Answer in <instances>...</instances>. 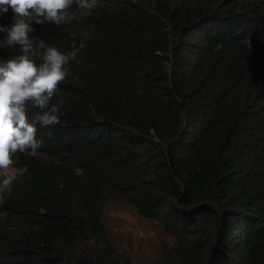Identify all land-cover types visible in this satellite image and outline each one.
Segmentation results:
<instances>
[{"label": "trees", "instance_id": "trees-1", "mask_svg": "<svg viewBox=\"0 0 264 264\" xmlns=\"http://www.w3.org/2000/svg\"><path fill=\"white\" fill-rule=\"evenodd\" d=\"M100 3L31 24L79 53L60 123L16 154L0 264H134L104 222L114 201L168 236L158 264H264V0Z\"/></svg>", "mask_w": 264, "mask_h": 264}, {"label": "clouds", "instance_id": "clouds-1", "mask_svg": "<svg viewBox=\"0 0 264 264\" xmlns=\"http://www.w3.org/2000/svg\"><path fill=\"white\" fill-rule=\"evenodd\" d=\"M73 5L89 14L102 6L100 0H0V15L12 11L11 24L0 25V33L6 34L0 49L19 47V54L0 60V204L16 180L15 175L2 174L16 171V154L30 150L35 156L43 146L37 138L39 128L60 123L59 107L64 101L54 104L52 100L79 53V49L65 53L45 40L34 41L31 24L67 23Z\"/></svg>", "mask_w": 264, "mask_h": 264}, {"label": "rangeland", "instance_id": "rangeland-1", "mask_svg": "<svg viewBox=\"0 0 264 264\" xmlns=\"http://www.w3.org/2000/svg\"><path fill=\"white\" fill-rule=\"evenodd\" d=\"M8 13L12 17L11 9ZM260 41L264 44V33ZM15 173L3 172L6 176ZM104 222L119 252L130 255L134 264H158L159 248L170 242L158 223L141 218L134 208L123 201H114L106 207Z\"/></svg>", "mask_w": 264, "mask_h": 264}]
</instances>
